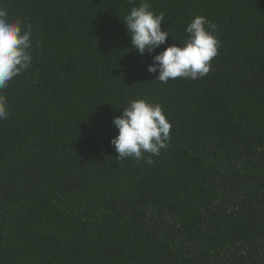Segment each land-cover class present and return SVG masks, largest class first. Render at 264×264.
<instances>
[{
    "label": "trees",
    "instance_id": "obj_1",
    "mask_svg": "<svg viewBox=\"0 0 264 264\" xmlns=\"http://www.w3.org/2000/svg\"><path fill=\"white\" fill-rule=\"evenodd\" d=\"M0 3L33 32L4 90L0 264H264V0H151L172 36L143 55L123 21L140 0ZM199 15L220 41L212 70L156 82L153 56ZM143 98L172 124L151 165L110 143Z\"/></svg>",
    "mask_w": 264,
    "mask_h": 264
},
{
    "label": "clouds",
    "instance_id": "obj_2",
    "mask_svg": "<svg viewBox=\"0 0 264 264\" xmlns=\"http://www.w3.org/2000/svg\"><path fill=\"white\" fill-rule=\"evenodd\" d=\"M123 21L131 37V48L142 55L154 53L171 35L169 30H162L164 13L153 11L151 0H140ZM215 29V23L203 15L192 19L185 29V41L168 46L153 56L148 71L158 72L155 81L167 83L177 78L196 80L206 76L212 70L211 61L218 55L220 47ZM32 36L31 25L20 18H10L7 7L0 3V120L9 116L4 90L32 65ZM113 124L118 135L110 143L118 153L117 160L132 157L137 162L144 160L151 165L154 163L152 157L159 156L170 142L172 124L161 104L148 98L130 100L122 115L113 118Z\"/></svg>",
    "mask_w": 264,
    "mask_h": 264
}]
</instances>
